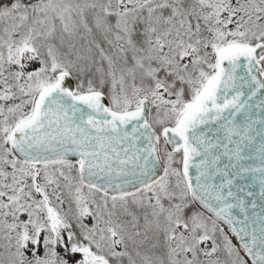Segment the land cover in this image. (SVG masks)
I'll use <instances>...</instances> for the list:
<instances>
[{
    "label": "snow or ice",
    "instance_id": "1",
    "mask_svg": "<svg viewBox=\"0 0 264 264\" xmlns=\"http://www.w3.org/2000/svg\"><path fill=\"white\" fill-rule=\"evenodd\" d=\"M0 264H264V0H0Z\"/></svg>",
    "mask_w": 264,
    "mask_h": 264
}]
</instances>
